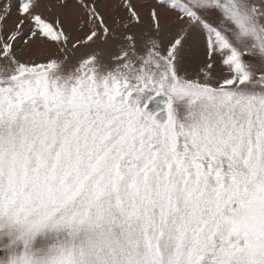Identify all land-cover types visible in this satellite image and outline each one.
<instances>
[{"label":"snow or ice","instance_id":"1","mask_svg":"<svg viewBox=\"0 0 264 264\" xmlns=\"http://www.w3.org/2000/svg\"><path fill=\"white\" fill-rule=\"evenodd\" d=\"M0 264H264V0H0Z\"/></svg>","mask_w":264,"mask_h":264}]
</instances>
